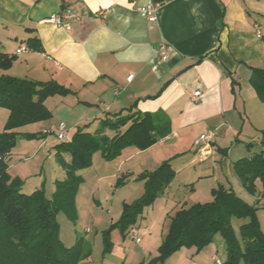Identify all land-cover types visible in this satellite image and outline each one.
<instances>
[{
    "label": "crops",
    "instance_id": "obj_1",
    "mask_svg": "<svg viewBox=\"0 0 264 264\" xmlns=\"http://www.w3.org/2000/svg\"><path fill=\"white\" fill-rule=\"evenodd\" d=\"M148 6L158 10L154 22L140 13ZM67 12L77 16L68 21L70 29L46 21ZM35 38L40 52L28 46ZM162 46L170 48L165 58ZM0 47L16 57L12 69L23 72L22 78L69 88L71 95L45 104L69 99L77 124L132 106L169 120L167 137L145 151L127 148L117 158L128 166L122 173L126 182L164 162L174 169V160L193 155L181 170L189 176L193 171L197 181L217 176L212 190H234L239 179L233 163L246 154L234 160V149L254 147L264 134V102L250 85L252 69H264V0H0ZM209 132L217 134L213 153L204 166L191 169L201 157L195 143ZM17 167L9 166V174ZM257 187L253 196L262 209L264 188L259 181ZM161 198L170 200L168 188ZM186 204L177 202L170 221ZM168 230L161 231L160 245Z\"/></svg>",
    "mask_w": 264,
    "mask_h": 264
},
{
    "label": "trees",
    "instance_id": "obj_2",
    "mask_svg": "<svg viewBox=\"0 0 264 264\" xmlns=\"http://www.w3.org/2000/svg\"><path fill=\"white\" fill-rule=\"evenodd\" d=\"M35 43V45H33ZM33 51H42L38 39L28 41ZM16 57L0 47V69H10ZM250 85L258 99L264 102V69L253 68ZM72 91L56 81H35L12 76H0V108L9 110L5 131L0 133V264H79L91 256L89 243L79 239L71 247L59 239L56 216L66 213L76 217V199L84 178L80 169L90 168L94 154L100 152L107 162H112L130 147L145 151L169 135V120L161 114L141 113L132 106L126 113L105 116L98 120L94 131L88 125L79 127L71 140L57 146V159L66 173L57 182L52 199L44 189L28 195L22 193L23 182L11 178L7 158L17 144L16 129L32 123L46 121L52 111L46 106L48 98L67 97ZM49 133L41 134L47 137ZM35 136L25 135L31 139ZM259 154L233 163L235 175L251 195L258 192L257 182L264 188V134ZM253 144L247 145L251 149ZM70 155L66 162L63 155ZM176 177L170 162L162 163L152 172H143L135 180L143 183L144 193L132 205H125L119 223L106 231V251H111L108 235L118 229L125 236L135 225L145 208L152 206L162 196ZM127 178H119L124 185ZM213 200L182 208L171 218L169 230L158 252L161 261L182 248L203 249L220 236L225 244V264H264V231L255 206L248 204L234 190L219 186L212 190ZM234 218L247 220L240 226V237L234 231Z\"/></svg>",
    "mask_w": 264,
    "mask_h": 264
},
{
    "label": "rangeland",
    "instance_id": "obj_3",
    "mask_svg": "<svg viewBox=\"0 0 264 264\" xmlns=\"http://www.w3.org/2000/svg\"><path fill=\"white\" fill-rule=\"evenodd\" d=\"M3 75L22 78L23 72L11 67L7 70L0 69V76ZM68 101L66 99L62 103L59 102V99L54 102L49 101L47 106L52 111L50 119L28 124L15 130L18 133L17 144L7 158V163L8 166L13 164L18 166L17 170H12L10 176L11 178L20 177L23 182L21 190L24 194L30 195L36 190L44 189L47 198L52 199L57 190V182L64 180L65 173H62L63 168L57 159V146L62 143L57 138L60 125L68 126L71 132V136L67 135V141L73 137L79 127L88 125L89 130L94 131L98 125L95 120L77 124L78 113L68 109ZM9 115L8 109L0 108V133L5 131ZM45 131L51 132L47 137H41ZM25 135L35 137L28 139L25 138ZM253 143L252 149L239 145L234 149L237 151H234L232 158L237 159L239 152L246 153L242 157L259 154L262 151V146L256 141ZM63 157L66 162L71 159L68 154H64ZM186 157L188 159H183V161L176 159L172 163L177 172L175 179L168 187L170 200L158 198L159 200L155 201L152 207L144 209L142 215L137 217L135 225L132 226L138 228L141 242L137 243L129 231L123 236L116 228L108 235L112 242L111 251H106L103 237L105 232L119 223L125 205H132L143 195L144 186L143 183L136 180L128 181L125 185H118L119 178L122 180V173L128 166L121 167L120 160L117 159L107 162L100 152L95 153L92 166L79 170V174L84 178V183L81 185L77 196L75 219L70 218L64 212H59L56 216L60 229V241L65 247L73 246L79 239H84L89 243L91 256L79 264H216L215 257L222 264H225L227 253L220 236L216 237L213 244L201 250L195 247H184L165 261L159 259L158 249L161 233H165L168 229L170 223L168 214L173 211L177 202L181 201L187 203V206H192L213 200L211 192L216 185L217 176L197 181L199 177L193 171L190 172L191 176H189L187 170H181L186 163L188 165L193 162L191 159L193 155ZM207 158L202 156L197 158L192 163L191 169L204 166V161L208 160ZM137 162L135 161V163ZM129 164L132 167L133 161ZM238 182L237 184L232 182L236 193L248 204L256 207V198L247 192L240 180ZM260 207L257 206V216L264 230V208L261 209ZM246 222V219H233L232 225L238 237H240V226ZM147 228L150 229V233H142V230ZM118 247L123 251L122 256L121 252L117 251Z\"/></svg>",
    "mask_w": 264,
    "mask_h": 264
},
{
    "label": "built area",
    "instance_id": "obj_4",
    "mask_svg": "<svg viewBox=\"0 0 264 264\" xmlns=\"http://www.w3.org/2000/svg\"><path fill=\"white\" fill-rule=\"evenodd\" d=\"M157 11H158L157 8H155L153 6H148V7L142 8L140 10V13L144 17H147L152 22H154L156 20V17H157ZM73 19H77V16L74 13L67 12L62 16L61 15H52L46 21L48 23L57 25L59 27L70 29V24L68 23V21L73 20ZM22 50H24V49H22ZM169 50H170V48H168L167 46H162V48L160 49L161 56H163L165 58L166 53H168ZM200 97H201V92L197 91L194 94V101L195 102L198 101L200 99ZM67 135H68L67 126L64 124L60 125L58 128V131H57L58 140L61 142H66L67 141ZM216 135L217 134L215 132H209L207 134L201 135L199 140L196 141L195 145H196V148L198 150V153L203 158H206L213 153L212 144L216 138ZM130 233H132L133 238L135 239V241L137 243L141 242L140 232H139L138 228L132 227L130 229ZM215 262H216V264H222V262L217 257H215Z\"/></svg>",
    "mask_w": 264,
    "mask_h": 264
}]
</instances>
